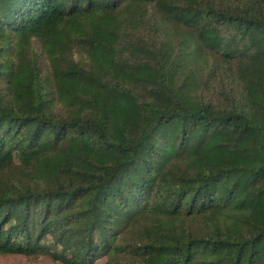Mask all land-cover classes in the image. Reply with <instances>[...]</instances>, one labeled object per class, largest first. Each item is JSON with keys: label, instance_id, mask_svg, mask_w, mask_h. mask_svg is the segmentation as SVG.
<instances>
[{"label": "trees", "instance_id": "16d2710c", "mask_svg": "<svg viewBox=\"0 0 264 264\" xmlns=\"http://www.w3.org/2000/svg\"><path fill=\"white\" fill-rule=\"evenodd\" d=\"M264 264V0H0V257Z\"/></svg>", "mask_w": 264, "mask_h": 264}, {"label": "rangeland", "instance_id": "374dc122", "mask_svg": "<svg viewBox=\"0 0 264 264\" xmlns=\"http://www.w3.org/2000/svg\"><path fill=\"white\" fill-rule=\"evenodd\" d=\"M104 258L98 259L94 264H103ZM0 264H56L48 258H42L36 261H29L19 255H9L0 257Z\"/></svg>", "mask_w": 264, "mask_h": 264}]
</instances>
